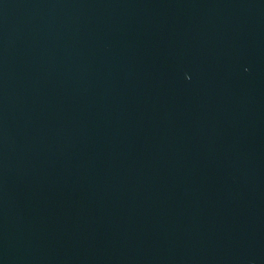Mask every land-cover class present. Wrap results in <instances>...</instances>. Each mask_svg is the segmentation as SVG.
<instances>
[{
  "label": "water",
  "instance_id": "1",
  "mask_svg": "<svg viewBox=\"0 0 264 264\" xmlns=\"http://www.w3.org/2000/svg\"><path fill=\"white\" fill-rule=\"evenodd\" d=\"M0 264H264V0H0Z\"/></svg>",
  "mask_w": 264,
  "mask_h": 264
}]
</instances>
